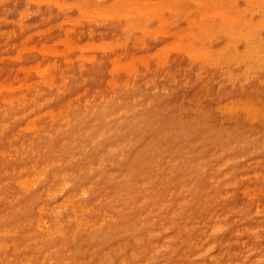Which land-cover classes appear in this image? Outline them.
<instances>
[{"label": "rangeland", "instance_id": "1", "mask_svg": "<svg viewBox=\"0 0 264 264\" xmlns=\"http://www.w3.org/2000/svg\"><path fill=\"white\" fill-rule=\"evenodd\" d=\"M251 2L0 0V264H264V113L220 110L262 113L264 69L199 58L233 42L200 16L257 26Z\"/></svg>", "mask_w": 264, "mask_h": 264}, {"label": "bare ground", "instance_id": "2", "mask_svg": "<svg viewBox=\"0 0 264 264\" xmlns=\"http://www.w3.org/2000/svg\"><path fill=\"white\" fill-rule=\"evenodd\" d=\"M251 1V0H250ZM255 5H254V4ZM250 5H254V8L257 12L263 11V0H253V2L250 3ZM225 17H223L221 22H213L211 23L206 19V15L200 16L201 23H207L206 26L209 32H212L214 29H221L219 31V34H216L213 31V37L219 36L220 34L225 36V33L232 34L233 35V42L229 43L227 46H225L222 50L218 49H203L199 55V58L203 59L206 63L212 67L213 70H216L223 66L225 68V71L222 72L220 75L229 78V75L233 72H237L238 74L242 73H249L252 72V69H264V16H261L258 18L259 22H256L258 24L255 26V24H248V25H242L241 21H235L233 17V13H226ZM259 14V13H258ZM161 21H165V18L162 17ZM248 28V29H243ZM246 30H249L247 32H244ZM195 37L194 32H190L188 35L182 34L179 39L175 41L177 46H182L186 42L191 41ZM239 40V44L238 41ZM238 44V46H236ZM236 47V48H235ZM236 49H239L236 51ZM253 61L255 63H253ZM253 63V64H252ZM220 108L222 116L232 119L237 118V116L240 115V120L243 122H252L256 117H258V114L264 113V105L262 113H259L257 110V107H250L246 102H240V101H233L226 102L225 104L221 105ZM248 111L249 114L247 116H243V112ZM254 118V119H253ZM99 123H103L104 119L99 118ZM87 124L86 120H80V122L77 125V131L85 129V125ZM137 124V121L135 119H129L127 122L123 124V126L128 125L131 128ZM250 124V123H249ZM109 128L116 132L118 128H116L115 124H110ZM158 150L156 148L151 149V154H157ZM159 161L160 159L153 160L152 157H149L146 159L142 167H144L143 174L151 175L152 173H156L159 176ZM160 174H165L160 173ZM207 175L199 176L198 178L201 179L203 182L204 180L207 181ZM167 179L164 177H159L158 182L164 183ZM205 189V188H204ZM165 191L169 192L171 191V182L167 181L165 184ZM207 189H205L206 191ZM197 191V189H196ZM192 191V195H196L197 192ZM161 202L164 203L163 196L160 194ZM131 197L129 200H132ZM155 199L150 198L148 201L145 202L144 207L142 206L141 209H145V218L148 217L150 214V204L154 202ZM197 202V201H196ZM116 203V201H114ZM198 205V203L195 205V207ZM120 206L122 209V212L120 215V226L124 230V232L127 234L129 232L138 233L141 234L142 232L139 231V227H137L139 224V218L137 215V209L134 207V203L132 202H125L123 199L120 201ZM178 206L180 207L181 204ZM151 213H153L151 211ZM151 223V221H147L143 224V226H147ZM168 219L165 220L163 224H167ZM204 233H200V237H203ZM174 253H177L178 251L173 250Z\"/></svg>", "mask_w": 264, "mask_h": 264}]
</instances>
